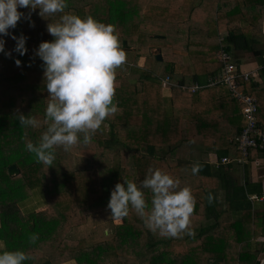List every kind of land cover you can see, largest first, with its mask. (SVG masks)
<instances>
[{
  "label": "trees",
  "instance_id": "obj_1",
  "mask_svg": "<svg viewBox=\"0 0 264 264\" xmlns=\"http://www.w3.org/2000/svg\"><path fill=\"white\" fill-rule=\"evenodd\" d=\"M67 4L66 12L115 27L126 53L114 81L118 111L87 145L58 147L51 165L37 162L26 144L46 129L50 97L35 52L54 39L47 25L60 14L44 18L39 9H18L24 16L9 31L27 37L28 51H13L9 35L3 39L11 56L0 53V240L30 256L25 264H264V205L256 208L252 198L261 195L253 194L249 180L236 184L229 174L263 158L264 147L250 148L244 159L236 142L246 127L243 104L226 84L209 81L226 63L237 74L248 73L237 77V90L256 101L255 127L264 132V0ZM19 114L39 117L40 127L21 126ZM221 158L229 161L222 164ZM12 165L18 168L14 175ZM150 167L191 189L193 235L162 236L130 208L127 217L110 218L102 240L69 237L92 214L110 211L117 183L140 186ZM143 192L150 207L151 190Z\"/></svg>",
  "mask_w": 264,
  "mask_h": 264
},
{
  "label": "clouds",
  "instance_id": "obj_2",
  "mask_svg": "<svg viewBox=\"0 0 264 264\" xmlns=\"http://www.w3.org/2000/svg\"><path fill=\"white\" fill-rule=\"evenodd\" d=\"M67 0H0V53L5 52L3 37L15 41L13 51L27 53V37L10 33L24 14L18 9H39L41 17L59 15L47 25L54 38L39 44L35 55L42 63L49 102L45 111L46 129L35 143L26 144L38 163L51 165L56 149L69 151L74 145L91 142L95 132L109 116L118 111L114 101L116 70L126 61L114 25L105 24L92 16L81 17L66 12ZM30 19V15L28 17ZM15 64L21 65L16 59ZM23 127L38 128L40 122L31 115L19 114ZM193 173L198 171L194 166ZM143 189L152 193L151 206ZM211 201V195L208 197ZM130 208L143 218L146 227L162 236L177 237L187 231L194 208V197L189 187H180L178 179L159 168H149L140 186L132 180L117 183L110 193L107 209L114 220L128 216ZM37 237H31L35 242ZM23 250H9L0 240V264H25L30 260Z\"/></svg>",
  "mask_w": 264,
  "mask_h": 264
},
{
  "label": "built area",
  "instance_id": "obj_3",
  "mask_svg": "<svg viewBox=\"0 0 264 264\" xmlns=\"http://www.w3.org/2000/svg\"><path fill=\"white\" fill-rule=\"evenodd\" d=\"M224 59L226 56L223 57ZM240 75L243 76L244 79L247 78L248 73L237 74L234 66L230 63L224 64V68L219 76L209 79L211 84L216 82L226 84L233 96L239 101V103L243 104L242 113L244 118L246 119V127L240 132V134L236 137L238 150L242 153L244 159L248 154V150L250 148H263L264 147V132L262 130L256 129L255 121H256V101L250 96L243 94L237 90L238 82L237 77ZM166 83V81L164 80ZM229 161L228 158H221L220 163L224 164ZM241 162V159L238 160ZM253 199H264V192L261 197L252 196Z\"/></svg>",
  "mask_w": 264,
  "mask_h": 264
},
{
  "label": "rangeland",
  "instance_id": "obj_4",
  "mask_svg": "<svg viewBox=\"0 0 264 264\" xmlns=\"http://www.w3.org/2000/svg\"><path fill=\"white\" fill-rule=\"evenodd\" d=\"M152 54L157 52V49L151 50ZM167 85V83H165ZM36 119L40 122V118L36 117ZM31 203L25 205L26 208H29ZM111 218L110 211L109 212H96L91 215L88 219L87 223L80 225L78 227L73 228L69 232V237L71 238H84L87 242H95L105 238L104 234L107 232L109 228V221ZM118 221V220H115ZM106 229V230H105Z\"/></svg>",
  "mask_w": 264,
  "mask_h": 264
},
{
  "label": "crops",
  "instance_id": "obj_5",
  "mask_svg": "<svg viewBox=\"0 0 264 264\" xmlns=\"http://www.w3.org/2000/svg\"><path fill=\"white\" fill-rule=\"evenodd\" d=\"M251 66V62L243 65V67L245 68H250ZM246 168L247 169L245 170L239 169L229 172L231 179H233L236 184H243L245 179L249 180L250 182H252L250 190H255L253 194L262 195V193L264 192V157L256 159L255 161L250 160ZM258 184L260 185L259 188L258 186H254ZM260 197L261 196H259V198ZM263 202L264 199H258V201L255 203L256 208L262 207L264 205Z\"/></svg>",
  "mask_w": 264,
  "mask_h": 264
},
{
  "label": "water",
  "instance_id": "obj_6",
  "mask_svg": "<svg viewBox=\"0 0 264 264\" xmlns=\"http://www.w3.org/2000/svg\"><path fill=\"white\" fill-rule=\"evenodd\" d=\"M123 45H124V47H126V42H123ZM153 54L156 56L157 59H161V56H160L158 50L156 53H153ZM8 170H9L10 175H14L15 173L18 172V168L16 165L10 166Z\"/></svg>",
  "mask_w": 264,
  "mask_h": 264
}]
</instances>
